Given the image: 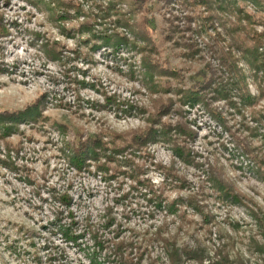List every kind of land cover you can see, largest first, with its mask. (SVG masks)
<instances>
[{
	"label": "trees",
	"instance_id": "obj_1",
	"mask_svg": "<svg viewBox=\"0 0 264 264\" xmlns=\"http://www.w3.org/2000/svg\"><path fill=\"white\" fill-rule=\"evenodd\" d=\"M27 1L42 12L51 28L76 40V49L69 50L79 58L86 54L93 60L91 56L103 49L140 55L138 77L148 97V103L133 105L102 90L97 92L103 103L98 99L85 101L78 88L75 109L70 108L76 117H87L85 104L97 113L128 105L129 115L136 112L146 125L127 131H119L104 119L96 133H71L67 126L44 113L41 102L0 113V145L4 143L9 155L19 156L25 149L24 138L31 140L25 136L24 126L48 124L60 130L58 159L73 173L68 183L61 184L50 183L46 174L36 183L34 174L27 172V184L45 212L39 233L43 241L30 243L34 248L33 264H264V210L255 203L251 207L256 233L250 238L246 257L235 250L236 237L220 225L214 213L221 206L243 204L247 198L229 177L227 168L217 161L191 179L178 166V162L189 164L194 160L190 144L197 134L187 119L189 111L185 108L189 105L211 114L225 126L235 136L233 144L240 155L263 179L264 154L253 141L264 142V105H260L264 102V0H160L167 7L177 6L188 19L196 21L200 26L194 31L199 35L218 25L217 30L222 29L227 36L217 33L218 38L209 37L206 45L214 63H208L207 74L200 75L192 89L184 88L181 71L163 60L159 42L147 26L148 19L142 16L137 21L138 14L145 11V0ZM48 33L34 34L35 40L41 42L39 47L48 53L46 56L61 60V43ZM9 34V28L0 20V36ZM176 34L177 28L171 26L164 41L180 44ZM182 44L186 49L197 46L190 41ZM241 61L245 71L239 66ZM4 72L0 70V75ZM248 78L257 85V95L250 92ZM77 85L85 88L88 83L79 80ZM218 103L240 116L249 138L239 139L226 126L223 112L214 108ZM14 137L20 138L11 141ZM160 144L171 152L168 164L157 162L151 151ZM152 172L160 174L161 183L152 180ZM87 175L96 180V189H102L106 199L97 217L87 212L80 218L77 207L82 199L81 194L75 197L76 190L81 187L90 195L94 190L84 187ZM230 225L233 230L240 228L239 223ZM70 252L75 256L73 263H69Z\"/></svg>",
	"mask_w": 264,
	"mask_h": 264
},
{
	"label": "rangeland",
	"instance_id": "obj_2",
	"mask_svg": "<svg viewBox=\"0 0 264 264\" xmlns=\"http://www.w3.org/2000/svg\"><path fill=\"white\" fill-rule=\"evenodd\" d=\"M145 1L146 4L142 6L145 11L138 14L137 21L142 16L148 19L150 23L147 26L159 42L163 60L180 70L183 87L192 89L197 86L195 84L200 75L207 74L208 63H214L209 45H206L209 44V37L218 38L217 33L227 37L225 32L222 29L217 30L216 25L199 35L194 30L200 25L193 19H188L186 13L177 6L167 7L160 0ZM4 3L5 0H0V20L9 28L10 34L5 38L0 36V70H5V74L0 75V113L23 110L30 104L41 102L40 107L44 113L67 126L71 133L82 132L87 135L96 133L100 121L104 119L119 131L136 130L146 125L136 112L129 115L128 105L97 113L89 107L90 104H85L87 117L82 119L76 117L70 109H75L78 88H81L85 101L98 99L103 103V98L97 91L104 90L133 105L148 103L145 89L138 77L140 55L123 50L103 49L91 56L93 60L86 57V54L79 55V58L71 52L76 49V40L62 35L60 29L51 28L33 3L27 0H9L8 4ZM125 8L128 9V6ZM249 10L254 11V8L249 7ZM201 12L204 10L201 9ZM139 25L144 27L141 22ZM66 26L70 27L68 24ZM171 26L177 28L176 35L181 41L180 44L171 45L164 41L165 32ZM44 31H49L48 37L52 36L61 43V60H52L39 47L41 42L35 40L34 34ZM183 41L196 43L200 52L196 53V48L186 49ZM239 66L245 71L243 61L239 62ZM79 80H84L88 86L79 87ZM247 82L250 92L257 95V85L251 78ZM172 83L175 85L177 81L172 80ZM92 85L95 88H91ZM260 105H264V102H260ZM188 106L185 108L189 111L187 119L197 134L190 144L194 160L189 164L178 162V166L191 179L203 172L204 167L215 165L217 161L227 168L229 177L250 200L246 198L243 204H235L233 207L221 206L214 213L220 225L236 237L235 250L242 251L249 257V241L256 233L251 207H255V203L264 210V177L261 179L254 173L246 158L240 155L233 144L235 136L225 126L217 122L211 114L199 111L198 107L193 109ZM214 108L223 112L227 120L226 126L231 127L239 139L249 138L245 126L241 125L240 116L233 109H229L224 103L214 104ZM23 129L26 130L25 136L31 140L24 138L25 149L19 156L13 153L9 155L4 143L0 145V264H33L34 248L30 247V243L43 241V234L39 236V233L41 224L45 221V212L39 208L38 198L27 184V172L34 174L36 183L41 182L44 174L51 179L50 183L59 181L64 184L73 178L72 171L58 159V150L62 145L60 130L48 124L34 128L24 126ZM19 138L10 140L17 142ZM253 145L261 148L264 154L263 140H255ZM151 151L154 152L157 162L168 164L172 161L169 148L163 144L152 147ZM149 176L157 184L162 181L159 173L152 172ZM83 180L84 187L94 190L90 195V192L83 191L81 187L77 188L75 197L78 198L77 195L81 194L82 199V204L77 207L78 217H84L87 212L97 217L103 208L106 195L102 189V192L96 189V180L93 181L91 175ZM137 222L143 223L141 220ZM234 223H239L240 228L233 230L230 224ZM41 255L45 257L43 253ZM74 258L70 252L69 263H73ZM254 261L252 258L253 263Z\"/></svg>",
	"mask_w": 264,
	"mask_h": 264
}]
</instances>
